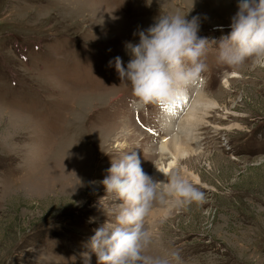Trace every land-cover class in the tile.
I'll return each mask as SVG.
<instances>
[{
  "label": "rangeland",
  "instance_id": "1",
  "mask_svg": "<svg viewBox=\"0 0 264 264\" xmlns=\"http://www.w3.org/2000/svg\"><path fill=\"white\" fill-rule=\"evenodd\" d=\"M238 3L0 0V264H84V244L109 219L99 201L112 160L135 152L153 179L154 151L170 138L178 106H137L114 60L126 68V43L168 14L199 17L207 70L188 93L201 86L219 107L181 160L204 201L170 211L157 204L146 223L148 254L264 264V67L216 62ZM173 172L182 175L180 166ZM90 264H98L94 253Z\"/></svg>",
  "mask_w": 264,
  "mask_h": 264
},
{
  "label": "clouds",
  "instance_id": "2",
  "mask_svg": "<svg viewBox=\"0 0 264 264\" xmlns=\"http://www.w3.org/2000/svg\"><path fill=\"white\" fill-rule=\"evenodd\" d=\"M199 27V17L189 21L180 14L160 15L153 26L138 32L139 43H126L127 67L119 56L114 66L122 85L131 87L137 106L167 110L202 79L209 43L198 37ZM230 27L215 47L217 64L233 70L249 63L264 67V0H239ZM108 171L102 181L106 195L99 204L104 211L110 209L105 211L109 219L84 244V264H90L92 253L98 264H181L176 250L148 254L154 233L146 223L157 204L166 205L165 211L198 205L204 193L179 172H162L166 182L153 181L135 152L113 159Z\"/></svg>",
  "mask_w": 264,
  "mask_h": 264
},
{
  "label": "bare ground",
  "instance_id": "3",
  "mask_svg": "<svg viewBox=\"0 0 264 264\" xmlns=\"http://www.w3.org/2000/svg\"><path fill=\"white\" fill-rule=\"evenodd\" d=\"M233 77H236V73L230 74L224 80L223 86H229V80ZM177 106V110L173 109L172 116L167 125V129L171 133L170 138L164 139L160 147L154 151V153L159 154L161 160H165L168 157L167 160L169 162L161 164V160H159L153 169V181L166 182L164 173L162 172L170 174L172 169L180 166L183 176L193 178L198 183V178L189 173L187 167L181 165V160L194 151L191 145L193 141L199 139L197 136L198 130L203 126L211 124L207 118L210 117V113L216 110L219 105L214 97L211 98L199 86L197 89H194V92L188 93L181 102L177 103ZM185 106H187L186 109ZM195 152H201V149L199 148ZM157 168L162 172L158 171Z\"/></svg>",
  "mask_w": 264,
  "mask_h": 264
}]
</instances>
